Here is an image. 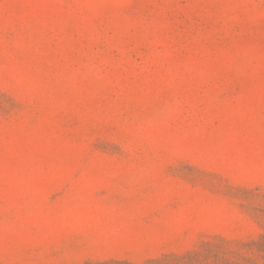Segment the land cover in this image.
Segmentation results:
<instances>
[{
    "label": "rangeland",
    "instance_id": "obj_1",
    "mask_svg": "<svg viewBox=\"0 0 264 264\" xmlns=\"http://www.w3.org/2000/svg\"><path fill=\"white\" fill-rule=\"evenodd\" d=\"M0 264H264V0H0Z\"/></svg>",
    "mask_w": 264,
    "mask_h": 264
}]
</instances>
